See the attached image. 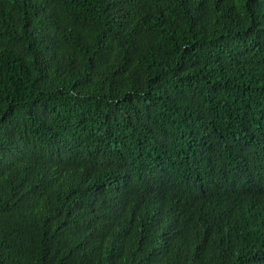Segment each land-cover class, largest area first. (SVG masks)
<instances>
[{
	"label": "trees",
	"instance_id": "trees-1",
	"mask_svg": "<svg viewBox=\"0 0 264 264\" xmlns=\"http://www.w3.org/2000/svg\"><path fill=\"white\" fill-rule=\"evenodd\" d=\"M0 264H264V0H0Z\"/></svg>",
	"mask_w": 264,
	"mask_h": 264
}]
</instances>
